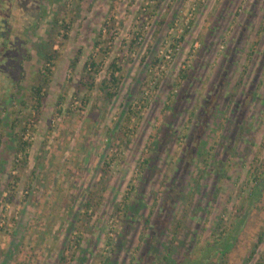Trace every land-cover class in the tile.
Segmentation results:
<instances>
[{"label": "rangeland", "instance_id": "374dc122", "mask_svg": "<svg viewBox=\"0 0 264 264\" xmlns=\"http://www.w3.org/2000/svg\"><path fill=\"white\" fill-rule=\"evenodd\" d=\"M0 26V264H264V0H8Z\"/></svg>", "mask_w": 264, "mask_h": 264}, {"label": "trees", "instance_id": "16d2710c", "mask_svg": "<svg viewBox=\"0 0 264 264\" xmlns=\"http://www.w3.org/2000/svg\"><path fill=\"white\" fill-rule=\"evenodd\" d=\"M8 0H3V1H1V4H0V11L3 9V7L5 6V4H6V2H7ZM2 8V9H1ZM2 18V17H1ZM3 19V18H2ZM2 23H3V21H2ZM1 28V27H0ZM56 41H58V39L56 40ZM56 41H55V43H53L52 44V48H51V50L50 51H48V53H47V56H46V63H45V68L47 69V71H49V72H52V71H50V68H51V66H55V61H56V59L58 58V56H59V54H60V51L59 50H54L53 49V46L56 44ZM60 44H63V43H61V41H58ZM252 57V56H251ZM249 65H245L246 67L243 69V73H248V70H249V67H250V65H251V63L249 62L248 63ZM92 65H94V66H96V63L94 62V63H92ZM23 68H21V70H22ZM45 69V70H46ZM91 75V72H90V69H88V64H87V66H86V68H85V77H84V82H83V85L84 86H89L90 87V89H92L93 88V84L94 83H90L89 81H91L90 79V75ZM112 77V80H113V84H114V86L115 87H119V84H120V82H121V80H120V78H117V77H115L114 75H112L111 76ZM87 82H89V85L87 84ZM243 77L242 78H240V80H239V82H238V86L240 87V86H242V84H243ZM46 84V83H45ZM105 86H106V83H105V85L103 86V88H105ZM34 89H35V91H33V99L35 98V102H36V104H34V111H36L38 114L37 115H35V113H33V115L32 114H30V116H29V118H28V121H26V125H25V127L23 128V134H25L26 133V130H27V125L28 124H31V125H35V124H37L38 123V119H39V109L41 108V104H42V92H43V90H44V84L42 83V84H40V85H37V86H34L33 87ZM118 93L117 92H107V98L108 99H111V98H113L114 96H116ZM15 96V95H14ZM17 96V95H16ZM15 100V99H14ZM24 104H25V102H23ZM17 121V120H16ZM16 121H14L13 122V124H15L16 125ZM14 125V126H15ZM30 145H31V142H27V141H23V138H21L20 139V141H19V143H18V152L19 153H22L23 154V156H25V160H19L18 159V154L19 153H17V157H16V161L14 162V169L17 171V170H19V168H21V166H20V164L23 166L24 164H26L27 162H28V158H29V153L27 152V147H30ZM21 162V163H20ZM17 179V178H16ZM258 180V179H257ZM262 184V183H261ZM263 185V184H262ZM263 187H264V185L263 186H261V185H259V187H257L256 189H255V193H253V196L251 197V200H250V203L251 204H254L257 200H259L260 198H261V196H262V192H263ZM254 192V191H253ZM243 224V221L241 222V225ZM233 238H234V231H231V233L229 232L225 237H224V241L222 242V243H220V242H218V243H216V244H218V245H222V247H220V248H217V249H213V250H211V251H209V253H212V252H214L215 251V255H217V254H220V255H222V256H225L226 255V253L228 252V250H229V248H230V245H231V243H232V241H233ZM262 240H263V238H261L260 240H259V242H258V244H257V246H256V251H254V254H256L257 252H258V249H259V247H260V245H261V243H262ZM63 259H65V257H63ZM187 262L189 263L190 261L189 260H187ZM187 262L185 263V264H187ZM176 264H178V263H176ZM184 264V263H183Z\"/></svg>", "mask_w": 264, "mask_h": 264}, {"label": "crops", "instance_id": "0c3cea01", "mask_svg": "<svg viewBox=\"0 0 264 264\" xmlns=\"http://www.w3.org/2000/svg\"><path fill=\"white\" fill-rule=\"evenodd\" d=\"M62 165V162L60 161V163H59V165ZM65 167V166H64ZM63 171V170H62ZM61 170H57L56 172H54L57 176H56V178H54V181L51 183V184H49L48 186H50V188H48L49 190H47V194L49 193V191L50 190H53L52 192H53V196H52V201H54V202H58L59 203V205L57 204V203H55L56 204V206L58 205V209L59 208H61V207H63L62 205H61V202H66L65 201V198H66V196H67V191L70 189V187H69V183L68 182H66V181H61V178H60V176L61 175H64V173L62 172ZM0 173H2L1 172V169H0ZM71 173V172H70ZM71 176H72V173L70 174ZM70 175H69V177H70ZM4 180V181H3ZM3 182V184L5 185V183H6V177H3V175L2 174H0V183H2ZM50 183V182H49ZM1 185L2 184H0V188H1ZM53 188V189H52ZM62 190V191H61ZM67 190V191H66ZM47 194L44 196V197H42V195H41V197H42V199H45L46 198V196H47ZM63 209V208H62ZM68 209V206L66 207V208H64V210H67Z\"/></svg>", "mask_w": 264, "mask_h": 264}, {"label": "flooded vegetation", "instance_id": "af4514ba", "mask_svg": "<svg viewBox=\"0 0 264 264\" xmlns=\"http://www.w3.org/2000/svg\"><path fill=\"white\" fill-rule=\"evenodd\" d=\"M2 21H3V23H6L5 19H3ZM6 34L7 33H5V31H3V29H0V46H1V44H3V45L5 44L6 41L2 42V40H3V38H6Z\"/></svg>", "mask_w": 264, "mask_h": 264}, {"label": "built area", "instance_id": "2783aa9c", "mask_svg": "<svg viewBox=\"0 0 264 264\" xmlns=\"http://www.w3.org/2000/svg\"><path fill=\"white\" fill-rule=\"evenodd\" d=\"M171 53H173V51H172V52H171V51H169V53H168V54H166V55H164V56L170 59V54H171Z\"/></svg>", "mask_w": 264, "mask_h": 264}]
</instances>
